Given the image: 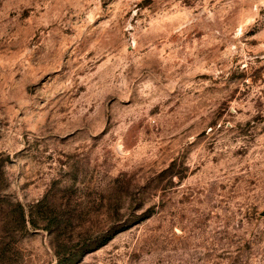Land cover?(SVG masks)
<instances>
[{
    "label": "rangeland",
    "instance_id": "374dc122",
    "mask_svg": "<svg viewBox=\"0 0 264 264\" xmlns=\"http://www.w3.org/2000/svg\"><path fill=\"white\" fill-rule=\"evenodd\" d=\"M0 264H264V0H0Z\"/></svg>",
    "mask_w": 264,
    "mask_h": 264
}]
</instances>
